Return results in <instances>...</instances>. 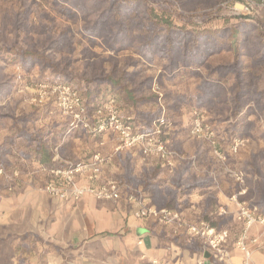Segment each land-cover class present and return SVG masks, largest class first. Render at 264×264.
I'll use <instances>...</instances> for the list:
<instances>
[{
	"label": "trees",
	"instance_id": "1",
	"mask_svg": "<svg viewBox=\"0 0 264 264\" xmlns=\"http://www.w3.org/2000/svg\"><path fill=\"white\" fill-rule=\"evenodd\" d=\"M223 1L187 0V3L207 6ZM16 2L12 22L5 25L3 23L6 22L2 20L0 23V57L9 56L7 64L0 65V101L7 99L14 88L12 74L6 72L5 68L18 63L28 73L21 82L25 90L38 82L68 84L80 93L89 114L108 97H114L120 114L129 118L134 131L138 133L151 132L154 123L161 117L168 124L171 118L166 110L172 114L179 113L182 104L188 102L194 103L195 107L220 106L219 125H213V128L223 130L226 148L234 139L251 136L254 121L246 118L254 115L264 119V88L259 87L264 79V37L259 27L246 18L227 17L219 27L196 28L175 24L167 8L161 7L157 11L146 0H52L53 12L67 20L84 21L80 33L90 40H99L106 51L115 54L129 51L148 64L161 59L165 62L164 71L167 74L189 70L198 79L194 97L172 90L165 98L171 103L158 105L157 96L149 92L153 78L141 75L135 69L128 71L123 68L118 71L112 62L113 57L106 59L111 62L108 69L102 66L105 62L103 59L87 58L92 69L76 70L74 64L79 59L73 58L74 48L70 46L71 31L68 27L57 26L46 30L41 40L33 41L29 37L34 30L30 17L39 4L36 0ZM223 51L231 53L230 62L216 65L207 63L211 56ZM35 67H39L41 73L34 77L32 70ZM201 68L205 71H201ZM146 104L150 108L139 109ZM35 112L43 118H62L52 97L42 107L35 108ZM182 114L189 117L183 123L184 130L188 132L193 116L187 111ZM4 117L10 118L12 124L4 140L0 141L1 167L7 169V156L17 140L16 145L22 140L27 147H31L25 158L48 169L65 166L53 161V156L56 150L65 145L62 140L73 136L67 134L68 121L62 118L61 121H52L30 131L25 127L27 117L24 113L15 116L12 112L0 111V120ZM173 134L170 127L165 128L162 139L173 140ZM93 140L98 142L102 139ZM121 162L126 170L131 159L126 157ZM188 169V164L175 168L174 175H170V183L163 186L162 181L158 180L159 176L169 170L157 160L156 165L142 170L136 185L141 187L145 198L156 209L180 210L179 196L211 184L210 178L188 176ZM127 173L125 179L133 180L129 177L130 170ZM246 182L248 197L253 198L254 206H258L259 214L264 216V150L251 156L249 168L246 169ZM212 202L209 198L208 205ZM202 215L206 216L204 220L211 227L236 232L231 226L230 216H217L214 213Z\"/></svg>",
	"mask_w": 264,
	"mask_h": 264
},
{
	"label": "crops",
	"instance_id": "2",
	"mask_svg": "<svg viewBox=\"0 0 264 264\" xmlns=\"http://www.w3.org/2000/svg\"><path fill=\"white\" fill-rule=\"evenodd\" d=\"M180 122L181 127L173 142L184 146L183 142L188 136L183 128L186 118ZM76 135L85 139L91 149L83 155H91L95 151L111 153L115 144L105 135L102 137L104 145L100 147L98 142L83 137L81 133H74L70 137L72 141L79 140ZM83 149L87 150L86 147ZM116 156L110 165L102 167L104 177L115 174V165L121 166V161L126 157L145 169L157 163L156 159L143 160L134 149ZM55 160L62 164L69 162L57 154L53 156ZM179 164L178 167L182 166ZM188 165V176L210 178L211 184L178 197L181 207L178 213L182 214L184 220L195 222L200 220L199 215L202 214L220 216V209L234 215L235 205L225 194L228 180L223 176L214 178L199 174L194 163ZM174 168L175 159L171 172L167 168L169 171L159 176L161 185L170 183L171 178L167 176ZM0 197V264H151V261L158 264H235L243 257L233 245L234 237L231 236L229 260L217 263L202 250L198 241L188 239L182 225H162L153 218L140 217L138 206L124 199L115 203L88 196L78 201L58 199L36 191L29 184L15 187L13 192ZM209 198L213 200L211 205H208ZM231 226L238 231L239 224L234 219ZM260 231L259 226H254L250 238H258ZM249 247L252 249L254 246L249 244ZM253 258L254 264H261L264 252L261 256L256 253Z\"/></svg>",
	"mask_w": 264,
	"mask_h": 264
},
{
	"label": "rangeland",
	"instance_id": "3",
	"mask_svg": "<svg viewBox=\"0 0 264 264\" xmlns=\"http://www.w3.org/2000/svg\"><path fill=\"white\" fill-rule=\"evenodd\" d=\"M38 6L32 11L30 17L31 22H33L32 34L29 37H32L33 41L41 40L43 38V33L46 30L53 29L54 27H68L71 31V42L70 46L73 49V58L79 59L74 64V68L78 71L90 70L92 66L88 62L87 58H94L95 60L103 59L102 66L106 69L111 67V62L106 61L107 58L113 57V64H116V68L119 70L126 68L128 71L133 69L137 70L141 75L152 77V83L149 92L157 96L158 105L171 103L166 101L165 98L169 97V92L182 93L187 96H195L196 86L198 79L195 78L189 70L188 72H179L174 74H167L164 71L165 62L161 59H156L153 63L148 64L141 61L137 55L131 54L129 51H121L117 54L113 52L106 51L103 46L100 44L99 40H90L85 38L81 33L80 29L82 28L84 21L79 19L67 20L65 18L59 17L55 12H53L52 0H36ZM150 3L151 7H154L157 11L161 7L167 8L172 16L175 19V24L181 25L186 24L189 27L203 28V27H219L224 23L225 18H235L243 17L248 19L250 22L255 23L258 27L262 36L264 37V0H225L218 4H212L205 6L204 4L197 3L193 6L187 3V0H146ZM186 2V4H185ZM247 8V10H246ZM17 9L16 0H0V23L4 20L5 25H9L12 22L13 12ZM86 57V59L84 58ZM6 59H9V56L0 57V65L7 64ZM232 59L231 53L223 51L219 54L211 56L207 63L210 65H216L221 63H228ZM201 71H205L203 68ZM5 71L12 74L14 88L12 93L7 99L0 101V111L1 112H12L15 116L21 115L24 113L27 120L25 122V127L30 131L37 129L41 125L49 124L52 121H61L60 118H43L36 115L35 107L29 104V95L31 89L25 90L21 82L23 81L24 75H28L25 69L18 63L12 64L10 67L5 68ZM33 76L35 77L38 73H41L39 67H35L32 70ZM264 76V69L262 70ZM33 85V84H32ZM260 88H264V79L259 83ZM173 90V91H172ZM150 106L143 105L139 109H148ZM154 108V106H153ZM219 105H214L212 107H195L194 103H183L181 111L179 113H170L166 110V113L170 116L169 120L170 130L173 131V140L176 137L179 127H181V120L186 118V115L182 114L188 112L193 114L194 111L203 113V119L207 120L204 124L208 125L212 129L219 125ZM244 114V113H243ZM247 115V114H245ZM193 116V115H192ZM191 116V117H192ZM189 118V117H187ZM186 118V119H187ZM249 120L254 121V125L251 129V136L245 138H237L244 141L243 146L240 148L237 154L229 155L228 148L225 145L226 135L223 133L221 128L214 129L216 133V140L218 142V148L223 153L225 160L215 157L212 153V146L203 140H195L190 137L189 131L188 136L185 139L184 146L182 143L177 144L173 142L172 139H169L171 142V149L174 151L175 157V168L179 165L185 164H195V169L199 174H206L211 177L223 176L228 180V187L225 194L229 199L230 196L235 193L238 189L236 183L229 177L230 171H239L244 176V187L246 188V194L241 197L242 200L248 202L250 205H254L252 200L253 198L248 197V185L246 182V169L249 168V161L253 154H257L260 151L264 150V119L260 116H249ZM193 117L191 118L192 123ZM12 121L10 118L4 117L0 120V141L4 140L6 133L11 128ZM224 126V125H223ZM72 137V136H70ZM70 137L63 139L65 143L64 146H61L55 153L61 156L63 159L75 162V161H85L91 155H83L84 153L90 152V147L86 144L85 139L81 136L76 135L78 141H72ZM83 140L85 144L83 143ZM18 141V140H17ZM16 141V143H17ZM18 145L12 147L11 152L7 156V173L17 171L20 173L21 182H18L13 190L7 191L5 185L0 181V196H3L6 193H11L14 191L15 187H18L23 184H29L38 192L41 191V182L44 178L43 172L39 168V165L34 162L32 159L25 158V154L31 151V147H27L22 140H19ZM86 145V146H85ZM86 147L87 150L83 149ZM222 147L224 149H222ZM21 153V154H20ZM194 153V156H193ZM192 154V155H191ZM186 155H191V157H186ZM85 156V157H84ZM141 156V155H140ZM111 163H108L110 165ZM189 166V165H188ZM200 168H199V167ZM205 167V168H202ZM117 170L115 174L108 175L107 177H113L120 182L131 185L134 188L141 189L140 186L136 185V181L140 178L141 172L144 168L138 166L136 161L133 160L130 162L128 168L115 165ZM174 168V169H175ZM209 168V169H207ZM110 169V167H109ZM174 169L171 173L174 175ZM130 170L129 177L133 180H126L127 171ZM189 170V169H188ZM171 172V170H170ZM190 174V173H189ZM125 176V177H124ZM128 177V176H127ZM167 178H171L169 175ZM1 201V197H0ZM152 205V204H150ZM258 207V206H257ZM259 210V207H258ZM180 212V210H173ZM221 216L231 217L233 219V214H223ZM200 220L206 219L205 215H199ZM205 221V220H204ZM260 234V233H259ZM264 244L260 246H254L252 248V264H254V255L260 253V256L263 255ZM264 264V260L261 262Z\"/></svg>",
	"mask_w": 264,
	"mask_h": 264
},
{
	"label": "built area",
	"instance_id": "4",
	"mask_svg": "<svg viewBox=\"0 0 264 264\" xmlns=\"http://www.w3.org/2000/svg\"><path fill=\"white\" fill-rule=\"evenodd\" d=\"M30 89L29 104L35 108L42 107L51 97L55 100L59 115L68 121V135L81 133L83 137L92 139L99 137L102 139L107 135L115 143L111 153L102 154L95 151L87 160L69 161L63 168L48 169L39 165L44 175L41 179L42 192L54 198H70L74 201L85 196L114 203L124 199L127 203L138 206L140 217L153 218L162 225H182L188 239L198 241L202 250L211 255L217 263L229 260L228 246L233 236V245L243 255L241 261L235 264H252V249L249 244L257 247L264 244V216L259 214L257 206H252L241 199L246 194L244 176L241 172L234 170L229 172V177L238 186L237 191L229 198L235 205L233 219L239 224L238 231L232 232L227 228L218 230L203 220L185 221L182 214L176 211L156 209L150 205L146 202L141 189L113 177H104L102 173V167L111 163L115 155L133 149L140 153L143 160L156 159L171 170L176 155L171 149V141L162 139L164 129L170 127L165 118L161 117L154 123L151 132L138 133L134 131L129 118L120 114L114 97H108L92 114H89L80 93L68 84L38 82L28 91ZM192 115L190 137L207 141L212 146L213 155L224 161L225 157L217 147L214 129L204 124L201 112L194 111ZM97 144L103 146L104 140H99ZM243 144V140L234 139L228 148V154H237ZM0 181L4 183L7 191H11L18 182H21V176L17 171L7 173L0 166ZM223 214L227 212L225 209H220L219 215ZM254 226L261 228L258 238L249 236ZM151 264L158 263L151 261ZM200 264L204 263L200 262Z\"/></svg>",
	"mask_w": 264,
	"mask_h": 264
}]
</instances>
